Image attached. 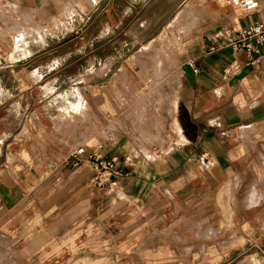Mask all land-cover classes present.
<instances>
[{
    "label": "crops",
    "instance_id": "0c3cea01",
    "mask_svg": "<svg viewBox=\"0 0 264 264\" xmlns=\"http://www.w3.org/2000/svg\"><path fill=\"white\" fill-rule=\"evenodd\" d=\"M57 1L75 0H0V70L12 67L5 63L13 49L27 55L29 41L51 36L44 20L46 14L57 16ZM233 11L225 27L234 30L264 19V11ZM34 32L40 40L32 38ZM21 40L27 42L23 49L17 44ZM219 43L202 45L181 75L172 121L179 144L157 157H133V166H124L112 190L91 182L96 172L89 158L114 156L103 143L80 146L85 153L78 167L67 159L79 147L36 146L34 158L21 156L16 162L23 169L16 179L8 159L0 162V264H243L254 248L263 252L262 233L246 234L237 244L230 243L234 235H225L252 224L256 215L252 192L249 207L227 201L234 193L246 191L247 197L254 186L248 184L255 179L252 160L234 156L233 137L236 130L244 135L242 127L252 130L254 119H264V113H254L264 99L257 90L264 82V52L251 57L230 48L206 53ZM0 86H6L2 79ZM73 89L82 91L68 92ZM10 99H0V106ZM78 106L79 111L91 107L83 91ZM70 119L63 127L75 124ZM11 147L3 146L0 156ZM145 147L140 149L151 155ZM239 175L242 183L234 184Z\"/></svg>",
    "mask_w": 264,
    "mask_h": 264
},
{
    "label": "rangeland",
    "instance_id": "374dc122",
    "mask_svg": "<svg viewBox=\"0 0 264 264\" xmlns=\"http://www.w3.org/2000/svg\"><path fill=\"white\" fill-rule=\"evenodd\" d=\"M58 2L57 16L46 14L44 20L45 34L51 36L42 41L41 34L34 32L32 38L38 40L34 35H39L40 41H29L27 55L13 49L5 63L12 67L0 70L6 85L0 86V99L11 98L0 106V128L6 130L0 132V153L3 146H12L11 153L3 151L0 162L8 159L16 179L22 169L16 162L21 156L29 161L34 158L36 146L67 151L103 143L113 150L112 158L128 153L126 158L132 160L174 150L179 144L173 128L174 101L181 75L201 46L214 41L215 32L234 17L233 8L221 0ZM33 52L39 54L33 56ZM157 52L165 59V52L170 53L172 60L159 63L155 74L146 65ZM40 66L44 68L34 70ZM73 87L82 89L92 108L79 111L82 91L68 92ZM257 90L264 92V82ZM64 94L65 99L61 98ZM143 101L150 106L143 107ZM256 112L264 113V99ZM56 113L60 127L55 125ZM67 119L75 123L70 128L62 125ZM252 123V130L241 128L244 135L248 133L246 137L236 130L233 139L234 156L252 160L255 179L248 184L254 186L247 197L246 191L234 193L227 202L249 207L252 192L250 204L256 215L242 230L226 232L225 238L234 235L229 238L232 244L244 242L246 234H264V119ZM140 146L148 147L151 155H145ZM242 178L237 176L234 184H241ZM247 255L243 264H264V248L263 252L254 248Z\"/></svg>",
    "mask_w": 264,
    "mask_h": 264
},
{
    "label": "built area",
    "instance_id": "2783aa9c",
    "mask_svg": "<svg viewBox=\"0 0 264 264\" xmlns=\"http://www.w3.org/2000/svg\"><path fill=\"white\" fill-rule=\"evenodd\" d=\"M224 6L236 8L246 15L261 14L264 11L263 0H221ZM214 40L220 43L211 45L206 53L213 54L219 50L230 48L234 52L244 51L249 57L254 54L259 55L264 52V19H259L247 27L234 30L230 27H222L214 34ZM259 59H255L254 63H258ZM85 153L84 147H79L75 153H72L67 159L68 164L74 160V166L78 167L81 163L79 157ZM94 158L95 175L92 184L101 189L112 190L116 180L123 175L122 169L132 167V159L124 158H101L97 155Z\"/></svg>",
    "mask_w": 264,
    "mask_h": 264
},
{
    "label": "bare ground",
    "instance_id": "6f19581e",
    "mask_svg": "<svg viewBox=\"0 0 264 264\" xmlns=\"http://www.w3.org/2000/svg\"><path fill=\"white\" fill-rule=\"evenodd\" d=\"M35 36V38L36 39H39V35H34ZM20 40V39H19ZM24 40V39H23ZM23 40H21V42L20 41H18L19 43H17V44H19L18 46H23V43H22V41ZM165 54L166 55H168V57H167V59H165V58H160V55H161V52H157L156 54H155V58H153L152 60H150L148 63H147V69L149 70H151L152 71V73H157V72H159V70H160V68H159V63H163L164 65H166V63L167 62H169L170 60H172L171 59V55H169L170 53H168V52H165ZM148 60L147 59H145V63L147 62ZM163 65V69H166V67ZM171 66V65H170ZM162 69V68H161ZM168 71V70H167ZM167 73V72H166ZM161 93V92H160ZM148 100V99H147ZM146 101V100H145ZM152 101V100H151ZM148 102V101H147ZM169 102V101H168ZM150 103V102H149ZM152 104V103H151ZM143 107H145V108H148L147 107V105H149V104H145V102L143 101L142 102V104H141ZM150 106V105H149ZM174 106V105H173ZM175 107V106H174ZM173 107V108H174ZM150 109V108H149ZM146 110V109H145ZM251 197H253V196H251Z\"/></svg>",
    "mask_w": 264,
    "mask_h": 264
}]
</instances>
